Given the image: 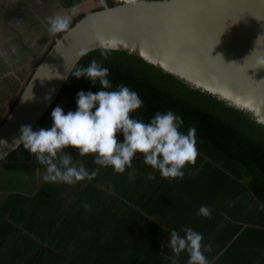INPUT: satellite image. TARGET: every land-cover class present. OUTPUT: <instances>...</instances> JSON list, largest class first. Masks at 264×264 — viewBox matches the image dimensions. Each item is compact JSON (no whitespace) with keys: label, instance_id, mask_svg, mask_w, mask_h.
Returning a JSON list of instances; mask_svg holds the SVG:
<instances>
[{"label":"trees","instance_id":"obj_1","mask_svg":"<svg viewBox=\"0 0 264 264\" xmlns=\"http://www.w3.org/2000/svg\"><path fill=\"white\" fill-rule=\"evenodd\" d=\"M59 1L72 9L87 0ZM103 1L110 8L159 0ZM84 15L74 17L69 29ZM102 50L81 57L47 114L59 103L76 111L79 91L102 90L87 77L73 76L95 59L110 70L108 90L126 85L142 99L130 117L148 122L156 112L171 110L183 118L182 131L195 127L196 162L186 165L182 179L163 178L137 153L130 181L131 169L118 174L112 166L94 164L93 154H70L74 164L89 172L99 168L98 174L91 181L57 182V187L47 182L31 194H7L0 206V264H171L163 258L174 255L167 247L170 233L184 236L185 227L212 244L213 251L205 253L210 264H264V125L135 55L112 49L105 60ZM117 139L123 142L122 132ZM149 172L154 180L147 179ZM65 187L78 191L70 202L59 199L71 191ZM202 205L211 217L197 215ZM188 258L181 253L178 264Z\"/></svg>","mask_w":264,"mask_h":264},{"label":"water","instance_id":"obj_2","mask_svg":"<svg viewBox=\"0 0 264 264\" xmlns=\"http://www.w3.org/2000/svg\"><path fill=\"white\" fill-rule=\"evenodd\" d=\"M103 5L77 21L32 68L0 124V162L33 131L89 51L115 46L205 91L264 125V0H159ZM88 51V52H89ZM22 95L31 98L21 103ZM50 95L51 99H46Z\"/></svg>","mask_w":264,"mask_h":264},{"label":"clouds","instance_id":"obj_3","mask_svg":"<svg viewBox=\"0 0 264 264\" xmlns=\"http://www.w3.org/2000/svg\"><path fill=\"white\" fill-rule=\"evenodd\" d=\"M46 21L48 31L55 36L69 30L71 17L52 15ZM114 47L102 50L101 56L106 60ZM88 51L81 49L80 56L87 55ZM0 56L6 58L7 53L0 51ZM109 75L110 70L95 59L87 67L77 68L74 77H87L93 84L98 83L102 90L95 93L79 91L76 111L65 114L60 106H56L51 113L53 125L50 129L33 131L31 125H22L15 146L23 144L24 149L37 158L45 168L42 178L49 183L71 185L85 179L91 181L98 174L99 168L89 172L83 164H74L73 157L64 151L68 146L78 149L81 157L93 154L94 164L112 166L118 174L124 173L126 168L131 169L128 172L130 181L135 179L133 158L137 153L142 155L145 165L158 170L163 178L182 179L183 169L188 164L194 165L198 156L195 127H190L186 133L182 131L183 118L171 110L156 112L148 122L130 117V113L142 107L143 101L126 85L108 90L113 87ZM29 99L34 96L25 98L22 95L21 103ZM46 99L50 100L51 96ZM120 132L124 136L123 142L117 139ZM0 143L7 145L6 140ZM155 178L154 172L147 174L148 180ZM109 189H112L111 185ZM83 207L87 209L89 205L84 203ZM197 215L211 217V209L202 205ZM182 231L184 236L176 230L171 231L167 247L174 255H163L164 260L178 264L180 254L187 252V264H210L205 253L213 251L212 244H203L202 234L192 228L185 227Z\"/></svg>","mask_w":264,"mask_h":264},{"label":"crops","instance_id":"obj_4","mask_svg":"<svg viewBox=\"0 0 264 264\" xmlns=\"http://www.w3.org/2000/svg\"><path fill=\"white\" fill-rule=\"evenodd\" d=\"M88 1L92 0H87L86 2ZM63 11L69 12L71 9L64 7L59 0H10L9 3L3 4L2 8H0V51L7 53L6 58L0 56V98L2 97L1 91H6L7 93L6 99L2 104L3 107L0 110V121L9 112L23 84L30 75L33 66L49 48V44L53 39L59 34L54 36L48 31L46 18L52 15L63 16ZM25 14L28 15L26 20L23 19ZM72 19L73 17H71ZM3 81L9 82L5 83ZM56 106H60L63 110L65 109L60 103ZM53 109L45 117L51 115ZM66 110H64L65 114L69 112V110ZM44 118L42 121H44ZM41 123H39L35 131L41 129ZM44 128L48 129V127ZM64 151L72 154L78 151V149L68 146ZM12 156L13 158L8 160ZM9 157L0 162L4 163L5 172H8V169H12V165L16 163H36L37 184L47 183L42 178L45 172L44 166L35 160L34 155L30 154L27 149H24L23 145L16 150V154H11ZM24 167L26 168V166ZM10 184V180H8L7 185L4 187L11 190L12 186ZM57 184L53 183L56 187ZM24 185L25 182L22 181L21 186L23 187ZM68 188L71 191L67 192L68 194L64 197H59L60 201L70 202L71 194L77 196L78 191L74 187H65V190ZM21 193L31 194L25 191ZM6 195L1 199L0 206L5 204Z\"/></svg>","mask_w":264,"mask_h":264},{"label":"rangeland","instance_id":"obj_5","mask_svg":"<svg viewBox=\"0 0 264 264\" xmlns=\"http://www.w3.org/2000/svg\"><path fill=\"white\" fill-rule=\"evenodd\" d=\"M9 2L10 0H0V8H2L3 4H7ZM102 5L103 3L101 0L100 1L92 0V1H88L86 3H83L79 6L72 8L71 11L69 12L63 11L62 13H63V16H70L74 18L77 15L85 14L87 12L95 10L101 7ZM27 18H28V15L25 14L23 16V19L26 20ZM53 41L49 44V47L51 46ZM9 81H3V82L8 83ZM1 94H2V97L0 98V110H1V107H3L2 104L4 103V100L6 99L5 96L7 93L6 91H1ZM41 122H42L41 128L48 127V129H50L53 125L52 116L48 115L47 117L44 118V121H41ZM13 156L9 157L8 160L12 159ZM34 159L37 160L35 156H34ZM79 161H81V159ZM24 166H26V168ZM8 180H10V183H11L10 185L12 186L11 190H8V188L4 187L7 185ZM37 180H38V175L36 177V163H31V164L30 162H25V163H20V164L16 163L12 165V169H8V172L7 171L5 172L4 163H0V201L2 198H4V196L7 193L20 192V191L32 193L36 189V187L39 185L37 184ZM22 181L25 182V185L23 187L21 186ZM66 191H69V190L66 189L65 192Z\"/></svg>","mask_w":264,"mask_h":264}]
</instances>
